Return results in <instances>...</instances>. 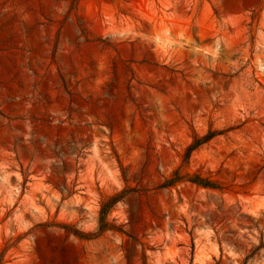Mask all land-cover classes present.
Masks as SVG:
<instances>
[{"label":"rangeland","instance_id":"1","mask_svg":"<svg viewBox=\"0 0 264 264\" xmlns=\"http://www.w3.org/2000/svg\"><path fill=\"white\" fill-rule=\"evenodd\" d=\"M0 264H264V0H0Z\"/></svg>","mask_w":264,"mask_h":264},{"label":"trees","instance_id":"2","mask_svg":"<svg viewBox=\"0 0 264 264\" xmlns=\"http://www.w3.org/2000/svg\"><path fill=\"white\" fill-rule=\"evenodd\" d=\"M218 135H220V133L217 131H209L206 135L201 136V137L195 134L192 138V143L187 147V149L184 152L183 159H182V165L178 167L175 171H173L171 176L168 179H166L160 186H158V189H167V188H171L175 186L178 183L187 182L192 185H195L198 188L218 190V191L225 190L218 183L212 180H209L208 178H204L200 175L189 174L188 172H185V169L189 165V161H190L192 153L196 151L198 148H200L202 145L207 144L210 140H212L214 137ZM129 193L130 191L126 190L119 194L107 197L102 202L101 207H100V212H99L98 228L96 232L83 233L78 230H71L70 228H66V229H68V232L70 234H72L73 236H75L76 238L80 240L97 239L103 234H105L106 232H115V233L125 234L122 230H120V228L110 223L107 220V217H108L109 212L113 208V206H115V204L123 200L125 196ZM249 258H250V255L247 256L244 261H247Z\"/></svg>","mask_w":264,"mask_h":264}]
</instances>
